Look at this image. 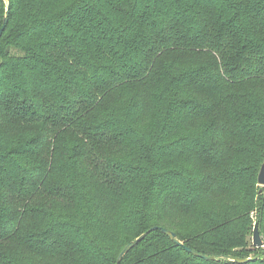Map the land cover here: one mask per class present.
Returning <instances> with one entry per match:
<instances>
[{"label":"trees","instance_id":"1","mask_svg":"<svg viewBox=\"0 0 264 264\" xmlns=\"http://www.w3.org/2000/svg\"><path fill=\"white\" fill-rule=\"evenodd\" d=\"M12 3L0 264H264V0Z\"/></svg>","mask_w":264,"mask_h":264},{"label":"water","instance_id":"2","mask_svg":"<svg viewBox=\"0 0 264 264\" xmlns=\"http://www.w3.org/2000/svg\"><path fill=\"white\" fill-rule=\"evenodd\" d=\"M7 8H8V5H7ZM9 18H10V14L8 13V11L6 9V15H5V18H4L3 26L0 29V39L3 36V33H4V31H5L6 27H7V24L9 23ZM258 183H259V185L264 186V164H263V166L261 168V171L259 173ZM157 230H161L171 240H173L177 245H179L181 247H186L184 245V243H182L177 238V235L174 232H172V231H170L168 229L154 227V228L148 230L146 233L142 234L136 240L130 242L124 248V250L121 252V254L119 255L117 264H120L122 262V260L124 259V257H126L130 253L131 250H133L136 246H138L139 243H141L151 232L157 231ZM253 244H254V246L256 248H262V247H264V242L262 241V239L260 237L258 224H256L255 229H254ZM186 250L188 252H190L191 254H193L194 256L203 258V259L208 260V261H213V260H216L217 259L215 256H209V255L201 254V253L197 252L196 250L191 249L190 247H186ZM259 258H260V255H257L255 257H251V258H247V259L230 257V260L231 261H234V262H238V263L243 264V263H248V262H251V261H256Z\"/></svg>","mask_w":264,"mask_h":264},{"label":"rangeland","instance_id":"3","mask_svg":"<svg viewBox=\"0 0 264 264\" xmlns=\"http://www.w3.org/2000/svg\"><path fill=\"white\" fill-rule=\"evenodd\" d=\"M263 162H264V161H262V163H261V165H260V168H261ZM259 173H260V172H259ZM259 173H258V174H259ZM250 219H251V221H252V224H251V226H250V239H251V242L253 243L254 229H255L256 224H258V223H257L258 220H257V212H256V211H252V212L250 213ZM258 226H259V225H258ZM259 233H260V237H261L262 241L264 242V234H263V232H262L261 227H260V229H259ZM254 250H256V249L254 248ZM255 252H256V253H255ZM255 252L249 254V256H247L245 259H247V258H251L252 256L255 257V255L257 254V251H255ZM256 256H257V255H256Z\"/></svg>","mask_w":264,"mask_h":264},{"label":"snow or ice","instance_id":"4","mask_svg":"<svg viewBox=\"0 0 264 264\" xmlns=\"http://www.w3.org/2000/svg\"><path fill=\"white\" fill-rule=\"evenodd\" d=\"M4 3H6L8 5L7 11L9 14H11L12 10H13V3L12 0H3Z\"/></svg>","mask_w":264,"mask_h":264}]
</instances>
